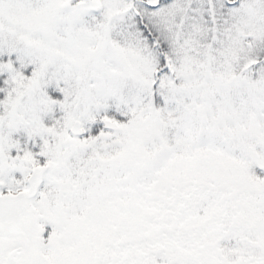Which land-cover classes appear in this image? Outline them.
Masks as SVG:
<instances>
[{
    "label": "snow or ice",
    "instance_id": "1",
    "mask_svg": "<svg viewBox=\"0 0 264 264\" xmlns=\"http://www.w3.org/2000/svg\"><path fill=\"white\" fill-rule=\"evenodd\" d=\"M0 264H264V0H0Z\"/></svg>",
    "mask_w": 264,
    "mask_h": 264
}]
</instances>
